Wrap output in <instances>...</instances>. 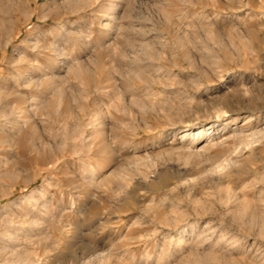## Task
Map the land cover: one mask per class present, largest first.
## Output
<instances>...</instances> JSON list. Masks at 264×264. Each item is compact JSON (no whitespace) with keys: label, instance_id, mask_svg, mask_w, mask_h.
<instances>
[{"label":"rangeland","instance_id":"374dc122","mask_svg":"<svg viewBox=\"0 0 264 264\" xmlns=\"http://www.w3.org/2000/svg\"><path fill=\"white\" fill-rule=\"evenodd\" d=\"M263 129L264 0H0V264H264Z\"/></svg>","mask_w":264,"mask_h":264},{"label":"bare ground","instance_id":"6f19581e","mask_svg":"<svg viewBox=\"0 0 264 264\" xmlns=\"http://www.w3.org/2000/svg\"><path fill=\"white\" fill-rule=\"evenodd\" d=\"M251 135V134H250ZM249 135V136H250ZM252 135H260L261 137H264V129L263 130H259V131H257V132H254ZM251 138V137H250ZM182 139L183 140H181V148H180V150L181 149H183V150H185L186 148H187V150L188 151H190L191 153H195V154H198L200 151H202L203 149H201V148H199L198 146H200L201 147V144H202V142H201V137H197V138H195V139H193L192 140V145H190L189 146V143L186 141L185 142V140L186 139H188V140H190V138L189 137H187V133L186 132H184V134L182 135ZM247 141V140H246ZM251 142V141H250ZM202 148H204V147H202ZM199 149H201L200 151H199ZM205 149V148H204ZM224 162V161H223ZM233 164V162H231V161H227V162H225V164L224 163H220L218 166H217V168H221V170L222 169H225L226 167H228V166H231ZM220 170V169H219Z\"/></svg>","mask_w":264,"mask_h":264}]
</instances>
